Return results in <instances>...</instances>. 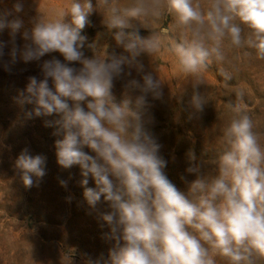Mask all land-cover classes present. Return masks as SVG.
Returning <instances> with one entry per match:
<instances>
[{"label": "clouds", "instance_id": "9594fccd", "mask_svg": "<svg viewBox=\"0 0 264 264\" xmlns=\"http://www.w3.org/2000/svg\"><path fill=\"white\" fill-rule=\"evenodd\" d=\"M100 4L108 8L105 24L118 29L115 40L127 56L106 51L85 56L87 38L81 30L94 11L91 0H70L56 19L41 18L30 32H23L22 48L14 41L23 22L8 20L10 12L0 14V32L9 29L13 42L6 68L18 58L25 64L53 52L64 58L43 61V79L28 78L27 95L21 93L20 103L35 105L29 116H59L54 124L63 138L55 141L57 164L63 169L78 165L88 206L95 209L103 199L110 209L101 219L114 246L102 264H217V257L228 264L264 261V145L252 117L241 104L230 105L235 115L223 130L222 150L211 161L213 174L206 176L195 153L189 152L186 172L195 178L187 182L185 193L165 174L161 145L142 118L149 96L162 99V80L151 74L128 79L133 66L142 70L136 62L141 53L154 56L161 47L160 35L152 32L141 38L136 24L143 26L142 20L158 18L166 8L190 33L189 38L174 41L169 51L179 71L196 78L190 103L201 112L208 102L199 91L201 74L213 61L225 59V38L237 48H252L264 60V0H209L207 11L199 0H135L123 9L112 0H98ZM13 8L19 13L22 4ZM161 31L166 35L168 29ZM6 46L0 41V60ZM74 63L80 67L70 66ZM221 74L231 79L228 73ZM121 79L127 93H138L134 101L126 95L116 102L112 89ZM85 146L96 155L83 151ZM15 166L26 188L33 187V177L38 185L46 175V157L31 155L27 148ZM89 177L95 187L87 186ZM60 184L67 187L64 180Z\"/></svg>", "mask_w": 264, "mask_h": 264}, {"label": "rangeland", "instance_id": "374dc122", "mask_svg": "<svg viewBox=\"0 0 264 264\" xmlns=\"http://www.w3.org/2000/svg\"><path fill=\"white\" fill-rule=\"evenodd\" d=\"M18 2L22 4L19 13L13 8ZM69 3L70 0H0V14L10 12L8 20L18 18L23 22L14 41L15 46L22 48L26 43L22 38L25 30L30 32L41 18L56 19ZM91 3L94 11L81 30V35L87 38L83 48L85 56L91 58L103 51L127 56L124 47L115 40L118 29H109L105 24L108 8L103 4L98 6V0ZM134 3L135 0H112L120 9ZM199 3L207 11L209 0H199ZM140 23L143 26L136 24L139 36L147 38L152 32L160 35L161 47L154 56L141 53L136 62L142 70L133 66L128 79L139 80L144 74H151L154 79L162 80V99L149 96L147 105L141 109L142 118L146 129L161 145L159 155L167 162L164 172L168 179L187 193V182L195 178L186 172L188 154L195 153L196 162L201 164L206 176L213 174L211 161L222 150L223 130L235 115L230 105H242L252 117L254 130L264 145V60L258 59L252 48H237L225 38L222 42L225 59L213 61L201 74L199 91L208 102L197 113L190 103L196 78L181 73L176 57L169 51L174 41L189 38L190 33L163 7L158 18L149 17ZM165 28L166 35L161 31ZM247 34L245 29L244 35ZM0 41L7 45L0 60V264H96L98 261L102 264L114 246V241L106 237L110 230L101 219V214L110 209L103 199L95 209L88 206L79 183L82 177L78 165L63 169L57 164L55 141L63 138V132L54 124L59 116H29L35 105L20 103L21 93L27 95L28 78L43 79L40 68L43 61L55 57L64 62V58L58 52L27 64L18 58L6 68L13 46L9 29L0 32ZM70 66L80 67L75 63ZM125 71L129 69L126 67ZM222 72L228 73L231 79L226 80ZM48 83L54 91L52 80ZM124 84L123 79L114 82L112 93L117 103L126 95L133 101L138 95L127 93ZM25 148L31 155L46 157V175L38 185L33 177L31 188L23 185L15 166ZM82 150L96 155L86 146ZM61 180L67 182L66 188L61 186ZM87 186L95 187L91 177ZM217 264L228 262L217 257ZM256 264L264 261L258 260Z\"/></svg>", "mask_w": 264, "mask_h": 264}]
</instances>
